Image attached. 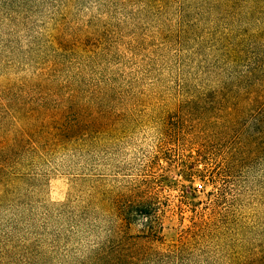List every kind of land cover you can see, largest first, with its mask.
I'll use <instances>...</instances> for the list:
<instances>
[{
  "label": "rangeland",
  "instance_id": "rangeland-1",
  "mask_svg": "<svg viewBox=\"0 0 264 264\" xmlns=\"http://www.w3.org/2000/svg\"><path fill=\"white\" fill-rule=\"evenodd\" d=\"M0 264H264V0H0Z\"/></svg>",
  "mask_w": 264,
  "mask_h": 264
}]
</instances>
